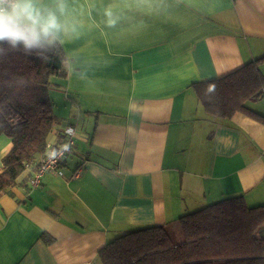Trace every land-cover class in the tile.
<instances>
[{
	"label": "crops",
	"instance_id": "0c3cea01",
	"mask_svg": "<svg viewBox=\"0 0 264 264\" xmlns=\"http://www.w3.org/2000/svg\"><path fill=\"white\" fill-rule=\"evenodd\" d=\"M71 6L82 27L61 44L48 143L74 128L77 145L64 176L31 189V166L0 196V264H104L107 243L137 228L168 225L181 243L187 213L237 196L263 206L264 124L208 114L192 84L264 54V0ZM248 105L264 114V98ZM12 147L0 135V171Z\"/></svg>",
	"mask_w": 264,
	"mask_h": 264
},
{
	"label": "trees",
	"instance_id": "16d2710c",
	"mask_svg": "<svg viewBox=\"0 0 264 264\" xmlns=\"http://www.w3.org/2000/svg\"><path fill=\"white\" fill-rule=\"evenodd\" d=\"M3 48L0 135L10 137L13 147L3 157L0 196L45 151L57 120L51 79L68 72L61 44L52 51ZM263 65L264 54L192 88L208 114L230 118L243 113L264 124V114L248 105L264 98ZM179 223L185 237L181 243L170 226L150 225L108 242L101 259L104 264H264V205L249 207L242 196L231 197L187 213Z\"/></svg>",
	"mask_w": 264,
	"mask_h": 264
},
{
	"label": "clouds",
	"instance_id": "9594fccd",
	"mask_svg": "<svg viewBox=\"0 0 264 264\" xmlns=\"http://www.w3.org/2000/svg\"><path fill=\"white\" fill-rule=\"evenodd\" d=\"M73 11L71 0H0V54L4 44L25 52L52 51L77 37L82 23ZM105 14L115 24L111 9Z\"/></svg>",
	"mask_w": 264,
	"mask_h": 264
},
{
	"label": "built area",
	"instance_id": "2783aa9c",
	"mask_svg": "<svg viewBox=\"0 0 264 264\" xmlns=\"http://www.w3.org/2000/svg\"><path fill=\"white\" fill-rule=\"evenodd\" d=\"M76 145L77 138L74 128H66L64 130L60 144L54 146L51 143H47L46 149L40 158L26 164L27 168L36 166V170L30 180L31 189L38 188L47 173L51 172L64 176V163L74 153Z\"/></svg>",
	"mask_w": 264,
	"mask_h": 264
},
{
	"label": "water",
	"instance_id": "95a60500",
	"mask_svg": "<svg viewBox=\"0 0 264 264\" xmlns=\"http://www.w3.org/2000/svg\"><path fill=\"white\" fill-rule=\"evenodd\" d=\"M262 229L264 230V226L262 227ZM262 236L264 237V231H263V233H262Z\"/></svg>",
	"mask_w": 264,
	"mask_h": 264
},
{
	"label": "rangeland",
	"instance_id": "374dc122",
	"mask_svg": "<svg viewBox=\"0 0 264 264\" xmlns=\"http://www.w3.org/2000/svg\"><path fill=\"white\" fill-rule=\"evenodd\" d=\"M262 69H263V74H264V65L262 66Z\"/></svg>",
	"mask_w": 264,
	"mask_h": 264
}]
</instances>
